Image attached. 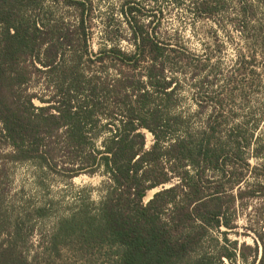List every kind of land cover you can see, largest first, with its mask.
Segmentation results:
<instances>
[{
  "label": "trees",
  "instance_id": "trees-1",
  "mask_svg": "<svg viewBox=\"0 0 264 264\" xmlns=\"http://www.w3.org/2000/svg\"><path fill=\"white\" fill-rule=\"evenodd\" d=\"M158 1L124 3L132 50L118 42L124 35L109 16L104 38L112 44L94 52L91 0H0V264H264L257 245L228 238L238 205L264 202V111L229 122L231 114L206 107L215 99L204 90L214 87L209 74L198 82L206 96L198 112L179 108L178 66L192 54L159 36L163 10H145ZM170 1L181 7L187 0ZM259 1L240 0L232 19L244 38ZM189 2L201 19L217 20L230 8L227 0ZM61 3L73 18L56 10ZM258 26L252 35L264 52ZM255 59L236 70L252 73L250 81ZM38 85L45 95L31 92ZM196 117L205 119L200 126ZM20 164H31L40 179L106 177L101 200L80 197L34 252L32 235L53 205L17 211L7 204L9 167Z\"/></svg>",
  "mask_w": 264,
  "mask_h": 264
},
{
  "label": "rangeland",
  "instance_id": "rangeland-1",
  "mask_svg": "<svg viewBox=\"0 0 264 264\" xmlns=\"http://www.w3.org/2000/svg\"><path fill=\"white\" fill-rule=\"evenodd\" d=\"M93 10L91 13L92 31L90 39L91 50L96 52L102 44L106 42L112 44L104 38L106 33V21L109 16H114L119 21V27L124 37L118 41L124 49L132 50L130 37V25L128 18L122 14V7L127 0H91ZM230 3L226 16H219L217 20L201 19L191 10L189 0L184 5L177 7L170 0H159L158 3L149 4L145 10L154 13L163 10V15L159 13L160 24L158 34L165 37L174 45H179L192 54L191 60L179 63L180 68V106L182 111L196 113L201 108L199 102L206 97L199 93L198 82L206 75H210L214 87L205 89L215 99L209 101L208 108L217 105L222 111L231 114L229 122H239L245 119L251 112L257 115L264 111V52L261 51L256 35H252L259 24H264V0L259 1L257 16L252 17L249 23L251 36L244 38L242 31L234 27V18L240 0H227ZM248 2L258 0H247ZM59 13H67V8L63 3L55 6ZM69 13V12H68ZM67 13V14H68ZM142 17V22L149 25L154 17L152 15ZM73 18V14H68ZM251 17V13H249ZM155 26V24L153 25ZM116 38V35L114 36ZM260 42V41H259ZM263 42V41H262ZM195 56V57H194ZM241 56V57H240ZM255 57L254 81H250L252 73L246 71H236L238 64L244 60L250 62ZM192 64L190 65V62ZM205 66H207L205 68ZM198 73L197 76H195ZM215 78V79H213ZM217 80V81H216ZM209 86V84H207ZM45 87L40 85L33 87L31 92H38L40 96L45 95ZM201 95V96H200ZM220 100V102L218 101ZM223 100V101H222ZM40 105L39 100H35ZM236 113L238 116H234ZM205 117V116H204ZM195 125L200 126L205 119L195 118ZM264 129V122L261 124ZM147 145L153 143V136L146 132ZM255 165V161L251 160ZM10 178H8L7 204L15 206L16 210H23V207L39 206L48 202L52 203V215L45 221L39 222L36 231L32 235V252L39 250V242L53 228L57 218L68 215L77 208L80 197L86 198L88 195L94 202H99L102 198V183L106 180L102 174L94 176L81 175L72 180H67L55 175L47 174L41 179L35 175V169L31 164H20L10 166ZM254 174H250L253 180ZM6 180V179H5ZM42 182V185L40 184ZM148 193L146 201L151 199L154 191ZM236 229L230 232L228 238L231 241H238V247L242 244L259 247L257 262L264 255V202L262 198H254L247 203L246 207L238 205L237 217L235 219ZM224 231L225 228H222ZM215 236L222 238L219 232ZM223 244V243H222ZM71 264H81L73 260ZM101 264V263H99Z\"/></svg>",
  "mask_w": 264,
  "mask_h": 264
},
{
  "label": "water",
  "instance_id": "water-1",
  "mask_svg": "<svg viewBox=\"0 0 264 264\" xmlns=\"http://www.w3.org/2000/svg\"><path fill=\"white\" fill-rule=\"evenodd\" d=\"M156 192H158V191H154L152 195H154ZM152 197H153V196H152ZM152 197H151V198H152Z\"/></svg>",
  "mask_w": 264,
  "mask_h": 264
}]
</instances>
